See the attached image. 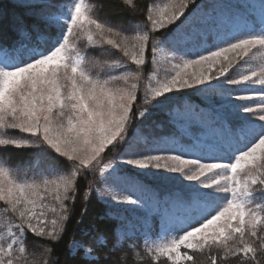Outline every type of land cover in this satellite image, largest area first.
Segmentation results:
<instances>
[{
  "label": "snow or ice",
  "instance_id": "6c2138e0",
  "mask_svg": "<svg viewBox=\"0 0 264 264\" xmlns=\"http://www.w3.org/2000/svg\"><path fill=\"white\" fill-rule=\"evenodd\" d=\"M124 3L131 5L132 0H124ZM189 3H194V0H170L159 10L148 14L151 30L164 29L179 20ZM19 6L27 8L34 20L29 23L23 17L15 18L12 25L18 35L27 33L39 37L55 26L60 27L61 34L54 37L55 42L45 50L29 49L24 43L11 49L0 47V146L31 147L34 142L26 137L6 135L5 130L18 129L21 133L37 137L35 143L47 145L72 164L70 174L44 180L43 184L22 181L7 168L0 167V201L8 206L6 211L19 221H14L17 238L6 247L0 244V264H14V245L25 239L27 233L48 237L51 241L60 239L64 230L61 221L67 216L59 215L58 219H52L49 229L43 203L46 196L58 202L61 213L66 212L65 201L75 198L77 175L82 170L92 169L94 162L117 144L118 139L124 140L129 121L133 118L136 85L130 89L110 87L109 81L94 78L87 71L83 57L78 55L73 61L68 45L69 38L76 34L74 30L86 31L89 43L107 44L127 58L114 60V68L124 67L127 61L140 68L147 62L149 52L151 61L155 63L158 52H163L165 47L191 45L192 57L178 65L179 70L175 74L151 89L152 99L158 105H164L171 99L168 94L193 88L218 95L226 102L228 113L241 116V120L238 127H232L224 112L210 113V123L225 133L222 142L213 147L229 148L233 138H243L247 141L246 146L238 154L233 152L226 162L223 156L205 162L198 156L186 158L180 154L191 151L195 145L187 149L182 147L174 155L156 154V150L137 155V137L134 134L127 141L113 171L104 175L110 167L107 164L101 169L102 183L110 187L97 192L101 198L107 196L111 201L160 214L166 234L176 231V236L155 251L166 255L171 264H195L194 256L188 252L203 251L205 247L212 246L225 250L224 259L229 255H242L255 261L257 252L264 249V217L258 216L251 207L255 187L264 188V171H261L264 169V90L250 93L246 87L233 92L229 86L255 85V77H264V69L239 78H220L227 75L232 59L247 56L258 46L264 48V0H260L259 26L245 24L243 28L233 30L224 22L226 13L223 9L218 19L213 8L212 12L205 10L183 32L173 33L160 49L149 46L147 34L138 35L135 43H130L128 37L119 39L120 33L115 32L112 26L89 15L85 0H75L71 5H53L51 0H20ZM54 6L67 11L63 15L51 14L48 10ZM229 54H234L231 59ZM22 56H27V59L21 60ZM222 61H228L227 67L222 65ZM217 64H221L219 73L213 75ZM196 68L199 71H195ZM123 78L127 80V77ZM260 83L264 84V78ZM246 100H255L256 103H231ZM243 114L253 115L244 117ZM256 121H259L258 125ZM121 164L139 170L164 169L180 173L186 181L198 183L186 194L162 198L151 193L137 177L121 172ZM245 169L256 170V174L249 175L247 181L238 178ZM209 173L215 175L202 179ZM221 193L228 194L222 201ZM255 241H260L258 247L254 246ZM106 246L105 236L100 241L97 254L87 258L80 256L74 244L69 252L70 264H106V259H100ZM24 251L21 246L19 252ZM93 251L92 248L85 249L86 253ZM73 252L80 257L78 260ZM212 264H216L215 257H212Z\"/></svg>",
  "mask_w": 264,
  "mask_h": 264
},
{
  "label": "rangeland",
  "instance_id": "374dc122",
  "mask_svg": "<svg viewBox=\"0 0 264 264\" xmlns=\"http://www.w3.org/2000/svg\"><path fill=\"white\" fill-rule=\"evenodd\" d=\"M7 1L20 5V0ZM90 1L91 0H85L88 13L93 18H96L94 15V5ZM169 2L170 0H154L150 6L149 14L159 10ZM51 3L56 5H71L75 3V0H51ZM191 5L194 6L192 7ZM191 7L192 11L190 14H186L187 10ZM213 8L216 10L218 19L223 9L226 13L224 22L233 30L243 28L245 24L249 26H259L261 23L260 0H194V3H189L188 7L184 9V14L180 16L179 20L168 25L164 29L152 31L151 25L147 21L146 25L139 23L132 28L115 32L120 33L119 39L128 37L130 43H135L138 35L147 34L149 35V46H155L157 49H160L161 44L170 39L173 33L183 32L194 19L202 16L205 10L212 12ZM66 11V8L60 7V10L54 15H63ZM177 26H179V28ZM74 31L76 34L69 38L68 45L69 55L72 60L74 61L78 55L83 57L84 66L87 71L94 78L100 79L101 81H109L110 87L130 89L132 85L135 84L137 99L133 102V107L136 106L135 109L143 114L147 109H152L154 111L155 116L152 120L142 118L132 135L127 138V134H125V138L122 141L118 139L117 144L110 147L109 150L101 155L97 162H94L93 168L88 170L90 171V173H88L91 178L98 177L97 179L94 178V181H91L92 188H94L99 200L110 208V216L118 221V244H122L128 238H138L143 241V245L147 247L155 258H167L166 255L158 254L155 249L168 240L175 238L176 231L166 234L160 214H153L150 211L128 203L111 201L110 197L107 196L101 198L97 190L105 191L110 187L102 183L104 177L101 175V169L107 164L110 167L104 172V175H108L113 171L118 158L124 152L127 141L132 138L134 134L137 137L135 145V152L137 155H144L154 150H156V154L174 155L180 152L182 147L187 149L189 146L195 145V148L191 151L186 150L180 152V154L186 158L198 156L205 162L210 161L212 158L223 156L226 162L232 157L233 152L238 154V151L246 146L247 141L243 138H233L231 147L214 148V145H218L222 142L225 133L222 129L214 127L210 123L208 116L210 113L224 112L228 115V120L232 127L239 126L241 116L229 114L226 102L218 95L200 92L195 88L168 94L171 99L164 105H158L156 100L152 99L151 89L156 87L159 82L175 74V72L179 70L177 66L182 65L185 60L192 57L193 52L191 51V45L177 48L167 46L164 48L163 52H158L155 63L151 61V53L149 52L147 62L140 68H137V66L130 61H127L124 67L114 68L112 66L113 61L122 59V53L107 44L93 45L89 43L87 40V33L84 30ZM160 31H163L162 33L164 36L160 37V39H155V33ZM23 35L25 39H27L26 33H23ZM39 40L41 41V46L32 45L27 40V42L22 43L26 44L29 49L45 50L55 42V39L51 40L48 35H41ZM229 55L231 59L234 54ZM20 59H27V56H22ZM123 59L127 60V58ZM222 65L227 67L228 61H222ZM220 67L221 64H217L212 74L218 75ZM262 69H264V48L258 46L250 51L247 56L232 59V66L228 68L227 75L220 79L239 78V76L250 74L252 71L260 73ZM194 70L199 71V68ZM137 75L139 79L136 78ZM114 76L117 78L113 79ZM123 77H127V80L125 81ZM262 78L264 77L260 75L255 77L257 81L255 85L229 86V88L233 92H239L247 87L250 93H259L261 90H264V84L260 83ZM213 82L215 83L216 81ZM231 103L255 104L256 101H233ZM252 115L253 114H243L244 117H252ZM256 123L258 125L259 121H256ZM128 130L127 128V132ZM5 131L7 136L26 137L33 141L34 143L31 147L24 148H29L33 151L34 159L27 165V170L24 169L22 172H19L21 171L20 169L15 170V168L9 166L2 160H0V167L7 168L16 175L17 178L28 183L36 182L43 184L44 180H55L58 178V175L70 174L72 162L67 161L65 157H60L53 150L49 149L47 145L35 143L38 141L37 137H31L27 133H21L18 129H7ZM117 145L122 146L119 151L117 150ZM161 163L164 162L162 161ZM168 163L172 164L173 162ZM120 171L127 176L137 177L140 183L150 189L151 193H155L162 198L186 194L191 187L198 183L196 181L184 180L180 173H171L164 169L156 170L154 167L148 170H139L135 167L121 164ZM261 171H264V169H261ZM86 172L87 170H82L81 174L77 175V178L83 174L85 175ZM255 174L256 170L245 169L239 174L238 178L247 181L249 175ZM213 175H215V173H209L208 176L202 177V179H208ZM219 195L222 201L223 197L228 194L221 193ZM43 203L46 205L44 208L46 214L45 218L49 223L50 229V222L52 219H55L53 213L56 212V205L58 202L51 196H46ZM7 207V205L0 201V244H3L5 247L8 243H11L13 239L17 238L14 235L16 232L14 221L15 223L19 222L13 214L6 211ZM251 207L256 210L258 216L264 217V188L259 185L255 187ZM53 209H55V211H53ZM101 240V238L98 239V241ZM74 244L77 245V247H82L84 256L87 258L95 256L93 252H85V249L91 248L90 246H80L76 242L72 245ZM21 246L24 247V239L14 245L13 258L16 257L15 253ZM213 247L216 246H212V248ZM208 248L211 247H205L204 250ZM220 249L225 253L223 248ZM181 251L184 252L186 250L181 249ZM203 251L193 250L188 252V254L192 255L193 252ZM169 262L171 263V261Z\"/></svg>",
  "mask_w": 264,
  "mask_h": 264
},
{
  "label": "trees",
  "instance_id": "16d2710c",
  "mask_svg": "<svg viewBox=\"0 0 264 264\" xmlns=\"http://www.w3.org/2000/svg\"><path fill=\"white\" fill-rule=\"evenodd\" d=\"M153 1L132 0L131 5L125 4L124 0H91L90 2L94 5V15L97 19L112 26L114 31H121L139 23L146 25L147 15ZM192 7L187 10L186 14H190ZM59 10L60 7L54 6L48 11L55 14ZM19 17H23L29 23L34 20L33 14L27 8L7 0H0V47L11 49L27 41L32 45L41 46L39 40L41 35H48L51 40H54V37H59L61 34L60 27L55 26L42 32L39 37L26 33L27 39H25L23 33L18 35L12 25V21ZM162 32H156L154 38L163 37ZM135 107H133V118L128 124L127 138L132 135L142 118L152 120L155 116L152 109H147L143 115H140L141 112ZM120 146L117 145L118 151L122 148ZM33 159V151L29 148L0 146V160L5 161L15 170L20 169L19 172L27 170V165ZM88 172L90 173L87 170L85 175L76 179L75 198L65 201L67 211L61 213L59 204L56 205V212L53 213L55 219H58L59 215L67 216L66 220L61 221L64 230L60 233V239L51 241L48 237H36L27 233L24 239L25 251L23 253L19 250L15 251L14 264H70L69 252L74 242L80 246H90L96 255L100 250L98 239H103L105 236L107 246L103 248L100 259L101 261L106 259V264H171L167 258H155L143 245L141 239L128 238L122 244H118V221L110 216V208L99 200L92 188L91 181L98 177L91 178ZM259 243L260 241H255L254 246L258 247ZM76 251L80 253V256H84L82 247H77ZM73 256H76V252H73ZM192 256H194L195 264H212V257L216 258V264H256L257 261L259 264H264V249L257 252L255 261L242 255H229L227 259H224L225 253L220 247H211L203 252H193ZM79 258L76 256L77 260Z\"/></svg>",
  "mask_w": 264,
  "mask_h": 264
}]
</instances>
